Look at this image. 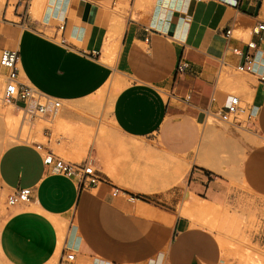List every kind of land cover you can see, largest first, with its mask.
I'll return each mask as SVG.
<instances>
[{"label": "crops", "instance_id": "0c3cea01", "mask_svg": "<svg viewBox=\"0 0 264 264\" xmlns=\"http://www.w3.org/2000/svg\"><path fill=\"white\" fill-rule=\"evenodd\" d=\"M262 21L264 0L0 3V51H16L18 78L60 101L44 116L41 143L72 163L91 143L88 159L100 178L89 185L45 166L35 138L3 148L1 188H30V198L6 210L0 257L8 264H226L218 234L193 224L183 203L201 207L199 217L252 202L264 213V31L248 32ZM250 40L253 69L237 72L241 56L231 49L245 52ZM181 61L188 63L182 72ZM113 79L119 87L111 92ZM107 84L113 96L100 104ZM233 91L252 119L253 131L243 128L246 149L235 133L207 123L219 120ZM11 105L18 115L34 101ZM31 120L30 127L43 121ZM68 252L72 261L64 260Z\"/></svg>", "mask_w": 264, "mask_h": 264}, {"label": "rangeland", "instance_id": "374dc122", "mask_svg": "<svg viewBox=\"0 0 264 264\" xmlns=\"http://www.w3.org/2000/svg\"><path fill=\"white\" fill-rule=\"evenodd\" d=\"M4 1L5 0H0V3L2 4ZM1 79L3 85V77L0 76V80ZM233 92L236 93L235 91ZM98 95H101V98L99 99L100 104L105 103V105L109 103L111 97L113 96L110 92L107 91V89L105 90V92ZM8 105L11 104H4L0 99L1 108H6L8 107ZM247 113L236 117V124L238 126H235L232 123L222 121L220 119H213L212 117H208L207 123L209 126H214L217 130L224 131L230 137L232 136V133H235L237 136L240 137L239 139L242 141L243 148L246 149L251 143L249 144V142L245 140V135L247 133L243 128L248 127L249 130L253 131L252 126H250V122L252 121V119L249 121V119L247 118ZM18 114L21 115L20 112H18ZM35 121H38V119H35ZM103 125H110L109 119H107V117H105ZM43 126H48V124L46 122L40 121L37 126H31L30 130L27 129L29 134L26 132V130L25 134H22L20 138L13 137V139L10 141L11 138L6 132L7 128L0 120V151L12 143L30 141L32 138H35L40 142H44L45 139L39 136L41 128ZM14 136L16 135L14 134ZM26 138L29 140H27ZM90 145L91 143L89 142L85 144V151L83 153L78 154L81 155V158L77 160L76 163H83V161H86L89 158ZM236 160L235 162H237ZM7 195L8 193L4 191L0 186V224L6 214V210L10 206L7 204ZM184 203L185 205H183L185 207H183V211L186 209V207H190L187 202ZM193 208L195 207H191V209ZM258 208L259 204L252 202L245 208H222L217 206L214 208V212L208 213V216L205 214L204 216L200 215L199 217V214L197 213L191 211L188 212L191 216V219H189L193 224L198 222L199 224L205 225L207 228H209L210 231L216 232L218 234L219 237L217 238V242H219L220 246L225 252L226 264H249V261L251 264H255L256 261H258L260 264V259L264 255V213H259ZM57 260L58 259H55V264H57ZM0 264L8 263L2 257H0ZM262 264H264V262Z\"/></svg>", "mask_w": 264, "mask_h": 264}, {"label": "built area", "instance_id": "2783aa9c", "mask_svg": "<svg viewBox=\"0 0 264 264\" xmlns=\"http://www.w3.org/2000/svg\"><path fill=\"white\" fill-rule=\"evenodd\" d=\"M26 5L29 0H23ZM260 31H264V21L254 24L248 28L250 34H257ZM232 30L227 29L224 32L226 37L231 36ZM247 50L243 52L239 48H232V52L238 56H241V62L236 65L235 69L237 72L249 73L253 69V55L249 50L254 49L255 43L250 40L246 42ZM18 55L16 51L3 49L0 51V67L4 68L6 71L2 74L3 76V87L1 91V101L4 104H14L16 100L24 101L28 103L29 101H34V106L29 110L26 106L20 107L21 117L29 116V119L37 118L44 121V116L50 109L52 112L55 111L60 106V101L57 98H47L43 94H40L34 90L31 86L24 84L18 78ZM188 67V63L181 61L177 65L178 71H184ZM212 100H214L212 98ZM225 112L217 113L216 116L225 122L232 123L235 126L236 117L246 114L248 109L246 105L242 102L240 97L235 93H228ZM247 118H249V113H247ZM47 123V121H44ZM48 124V123H47ZM47 129V126H43L41 130ZM36 149L41 154L42 163L45 166H53L61 174L65 176L76 175L80 178L81 182H86L89 185H95L99 181V176L97 171L90 164L89 159L83 163H72L65 161L61 158L53 156L50 150L45 148L41 142L36 143ZM30 198V188H20L12 194L7 195V204L14 205L21 202H26ZM74 259V252H68L65 254V261H72Z\"/></svg>", "mask_w": 264, "mask_h": 264}, {"label": "bare ground", "instance_id": "6f19581e", "mask_svg": "<svg viewBox=\"0 0 264 264\" xmlns=\"http://www.w3.org/2000/svg\"><path fill=\"white\" fill-rule=\"evenodd\" d=\"M0 76L1 77H3L2 76V73L0 72ZM116 82H118L116 79H113L112 80V84H114L115 85V83ZM2 87H3V85H2V79L0 80V94H1V91H2ZM118 85H115V86H110V91L111 92H113V91H116L117 89H118ZM106 88H108V84L106 85V86H104L103 87V89L102 90H106ZM101 90V91H102ZM1 99V98H0ZM4 108V107H3ZM1 108L0 107V120H1V122L4 124V126L7 128V130H6V132L9 134L8 136L11 138L10 139V141L13 139V137H15V138H20L21 137V135L22 134H25V131L28 129V130H30L31 129V127L29 126V125H27V121L28 120H30L29 119V116L28 115H26L25 117H21V115L20 114H18V115H14L13 114V112H12V108H13V105H8V107H6V108ZM20 112V111H19ZM18 113V112H17ZM21 113V112H20ZM25 118H28V120H26ZM37 119V118H36ZM30 121H33V120H30ZM36 125H38V124H36ZM28 130L26 131L27 133H28ZM16 132V133H15ZM30 132V131H29ZM14 134L16 135V136H14ZM29 134V133H28ZM28 134H27V136H28ZM29 138V137H28ZM27 139V138H26ZM30 139V138H29ZM29 139H27V140H29ZM21 140V139H20ZM9 141V140H8ZM9 141V142H10ZM209 168H211V169H213V170H216V168L215 167H213L212 165H209ZM187 200L186 199H184V202H186ZM184 205H185V203H183ZM183 207H185V206H183ZM201 208V207H200ZM199 207H196L194 210H190V209H188L187 207H186V209L185 210H187V211H194L195 213H197V214H200V210H202V208L200 209ZM203 212H205V208L203 209V211H202V213ZM201 213V214H202ZM210 213V212H209ZM205 215V214H204ZM206 215L208 216V209H207V211H206ZM206 216V217H207ZM209 216H210V214H209ZM208 218V217H207ZM206 218V219H207ZM202 219V218H201ZM62 234H63V230H62V226L61 225H59V236H60V239L62 238ZM61 242V241H60ZM60 242H59V247H60ZM58 253H59V248H58V250L56 251V254L58 255ZM252 258V257H251ZM253 259V258H252ZM259 259V258H258ZM257 259V260H258ZM255 260V259H254ZM261 261V263L260 264H262L263 262H264V255L261 257V259H260ZM251 262H252V260H251ZM255 263V262H254ZM53 264V263H52ZM247 264V263H246ZM249 264H251L250 263V261H249ZM255 264H259V262L258 261H256V263Z\"/></svg>", "mask_w": 264, "mask_h": 264}]
</instances>
